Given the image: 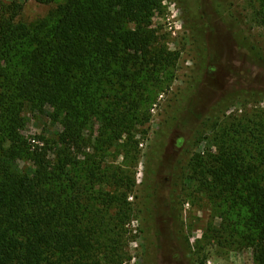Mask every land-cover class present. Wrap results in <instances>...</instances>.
<instances>
[{
	"label": "rangeland",
	"instance_id": "obj_1",
	"mask_svg": "<svg viewBox=\"0 0 264 264\" xmlns=\"http://www.w3.org/2000/svg\"><path fill=\"white\" fill-rule=\"evenodd\" d=\"M158 1L140 30L150 43L137 53L138 81L123 88L113 78L103 92L116 115L98 110L78 142H64L66 114L26 103L18 130L31 154L17 169H35L33 150L41 148L53 162L70 151L80 161L70 175L84 182L79 213L94 250L86 264H258L242 202L206 185L216 182L209 163L224 144L245 138L249 156L258 154L249 141L264 132L263 0ZM64 2L27 0L19 20L48 33L43 23ZM6 90L0 69V96Z\"/></svg>",
	"mask_w": 264,
	"mask_h": 264
},
{
	"label": "trees",
	"instance_id": "obj_2",
	"mask_svg": "<svg viewBox=\"0 0 264 264\" xmlns=\"http://www.w3.org/2000/svg\"><path fill=\"white\" fill-rule=\"evenodd\" d=\"M26 1L0 2V69L7 85L0 96V264H86L94 250L91 230L88 224L83 228L79 213L84 182L70 175L80 161L70 151L53 162L41 148L33 150L36 168L19 171L17 161L31 154L18 130L21 113L26 103L36 108L52 104L64 112V142H78L98 110L114 117L116 105L103 92L115 84L125 88L130 79L138 81L137 53L146 54L150 43L140 30L159 1L65 0L43 23L48 33L38 28L34 34L19 20ZM261 21L264 24V14ZM129 22L137 28L131 30ZM240 34L235 33L238 43L255 58L247 36ZM131 49L136 54L128 52ZM126 98L124 91L119 101ZM259 129L264 130L263 124ZM239 133L237 129L235 135ZM251 141L257 155L249 156L245 138L222 146L209 163L208 175L216 182L206 187L242 202L249 215L243 224L249 232L245 241L254 248L258 264H264V132L252 134ZM95 172H89L93 185L100 175Z\"/></svg>",
	"mask_w": 264,
	"mask_h": 264
}]
</instances>
